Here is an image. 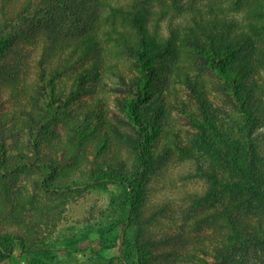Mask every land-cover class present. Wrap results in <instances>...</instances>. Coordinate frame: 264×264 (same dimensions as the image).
<instances>
[{
    "label": "trees",
    "instance_id": "16d2710c",
    "mask_svg": "<svg viewBox=\"0 0 264 264\" xmlns=\"http://www.w3.org/2000/svg\"><path fill=\"white\" fill-rule=\"evenodd\" d=\"M182 2L27 0L15 12L3 13L0 53L16 34L15 25L37 19L36 25L41 23L55 34L49 55L57 48L59 54H64L57 62L52 58L47 68L42 66L46 55L38 60L33 92L38 108L29 114L28 136L23 143L19 139L9 143L10 135L21 133L12 131L7 135L0 116L3 219L24 220L27 211L36 209L35 200L40 197L66 203L88 190L113 184L122 188L129 203L119 223L123 228L131 226L132 214L143 205L148 183L160 169L164 154H183L186 158L206 157L208 152L216 168L200 165L196 174L210 183V188L198 198L200 204L213 201L217 206L215 213L223 219L222 245L215 248L230 251L242 246L247 250L252 243L264 240V151L257 133L264 126V80L258 85L257 79L252 78L254 68L250 70L252 63L247 58L250 52L258 56L261 49L251 34L264 33V0H253L242 19L225 13L220 5L218 11H210L196 4L186 16ZM164 23L167 34L162 32ZM69 33L71 49L66 53L57 44L63 34ZM103 40L113 43L116 57L127 54L131 65L130 70L121 72L119 60L113 64L118 69L114 72L118 79L112 89L120 94L117 104L121 113L112 106L108 112L127 125L124 128L106 118L102 108H95L92 113L81 110L78 104H73L78 98L70 104V99L79 96L83 89L95 90L101 79ZM177 42L187 45L195 64L198 60L219 75L220 90L226 99H221L219 108L212 106L203 88L187 74L193 107L180 100L175 105L193 127L187 131L190 138H181V129H177V134L172 133L165 140L166 133L173 130L167 132L161 122L168 107L166 95L156 93L153 88L160 70L157 62L173 56ZM257 67L264 68V58ZM67 72H71L73 84L64 100L60 87L65 84L62 78ZM256 91L261 97L255 96ZM257 98L263 106L256 104ZM200 116L202 119L197 118ZM67 119L65 138L54 127ZM50 134L59 135V142L50 140ZM162 141L166 147H162ZM123 148L128 152L130 164L121 154ZM120 154L122 157H118ZM21 176H28L30 185L20 186ZM30 199V204L26 203ZM135 203H139L137 209ZM19 244L31 242L20 231L0 234V257L13 254ZM127 249L120 259L123 264H131L130 259L134 264H195L183 259L173 262L160 255L149 260L152 252L143 253L129 243ZM220 253L222 250L218 249L216 255Z\"/></svg>",
    "mask_w": 264,
    "mask_h": 264
},
{
    "label": "rangeland",
    "instance_id": "374dc122",
    "mask_svg": "<svg viewBox=\"0 0 264 264\" xmlns=\"http://www.w3.org/2000/svg\"><path fill=\"white\" fill-rule=\"evenodd\" d=\"M26 1L0 0V18L4 12H15ZM252 1L184 0L182 9L184 11L186 8L184 14L188 16L196 4L203 5L210 11H218L216 9L220 8V5L225 13H232L242 19L244 10ZM209 5L213 8H209ZM176 12L175 9V14ZM35 21L15 25L16 34L0 53V116L4 119L7 135L12 131L21 133L20 136H9L11 144L18 139L20 142L27 139L29 114H34L38 108L33 101V92L39 58L46 55L42 65L46 67L52 58L57 62L59 57L64 56L58 53V48L55 53L49 55L55 34L41 23L36 25ZM162 32L167 34L165 23ZM251 36L260 44L261 49L258 56L250 52L247 58L252 63L250 70L254 68L252 78L255 77L258 85H261L264 80V68L257 65L259 60L264 58V33ZM71 37L70 33L63 34L58 40L60 44L57 45L65 48L66 53L71 49ZM181 43L177 42L175 45L173 56L157 62L160 70L153 89L156 93L162 92L166 95L168 107L161 122L165 123L167 132L173 129L169 134L166 133L165 140H169V136L171 138V134L176 133L177 129H181V138H190L187 131L193 127L184 120L182 111L175 105L180 100L187 103L189 108L193 107V99L187 87L189 77L203 88L212 106L219 108L222 105L221 99H226L220 90L219 75L212 69H206L198 60L195 64L193 55L188 53L187 45ZM101 49L103 69L95 90L83 89L79 96L70 99V104L78 98L73 104H78L81 110L92 113L95 108H102L106 118L124 128L127 125L108 110L110 106L119 112L121 110L117 104L120 94L112 89L114 81L118 79L114 74L118 69L114 68L113 64L119 60L117 63L123 72L131 69L130 61L125 53H122V57H116L115 47L111 42L103 40ZM187 74L189 77H186ZM70 76L71 72H67L62 78L65 84L61 85L60 91L64 100L71 93L73 79ZM255 96L261 97L258 91ZM255 102L263 106L258 98ZM197 118L202 119V116ZM68 121L67 119L54 127L65 138ZM257 133H260L264 151V126L258 129ZM57 136L59 135L50 134L48 138L59 142ZM161 145L166 147L163 141ZM122 152L130 164L128 152L124 148ZM121 154L118 157H122ZM205 154L206 157L198 155L186 158L183 154H164L161 157L163 159L160 161V169L148 183V191L142 200L143 205L140 204L139 212L135 210L132 214L134 222L131 226L124 225L123 228L119 223L124 218L129 203L122 188L113 184L88 190L66 203H60L56 198L33 199L36 209L27 211L28 216L24 220L7 217L3 219L0 214V234L20 231L31 242L27 245H17L11 255L1 256L0 264H123L120 259L128 250V243L143 253L151 255L152 252L149 260L155 255H160L173 262L183 259L195 264H264V240L258 244L252 243L247 250L242 246L230 251L215 248L222 245L225 228L223 219L215 213L217 206L213 201L205 200L200 204L198 200L210 188V183L205 177L196 174L197 168L200 165L209 169L216 168L211 153ZM18 180L20 186L25 183L30 185L31 182L28 176H21ZM24 192L26 193L25 190ZM30 201L31 199L26 203ZM139 203H135L136 209ZM153 212L157 213L152 215ZM218 249L222 250V253L216 255ZM209 250L212 252L208 253ZM129 262L134 264L131 259Z\"/></svg>",
    "mask_w": 264,
    "mask_h": 264
}]
</instances>
